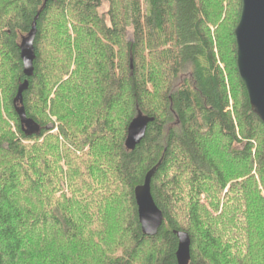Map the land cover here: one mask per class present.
<instances>
[{"label":"trees","instance_id":"1","mask_svg":"<svg viewBox=\"0 0 264 264\" xmlns=\"http://www.w3.org/2000/svg\"><path fill=\"white\" fill-rule=\"evenodd\" d=\"M226 1L227 36L224 0H0L1 264H178L176 231L189 264H264V123L238 69L243 0ZM162 159L148 237L135 189Z\"/></svg>","mask_w":264,"mask_h":264},{"label":"water","instance_id":"2","mask_svg":"<svg viewBox=\"0 0 264 264\" xmlns=\"http://www.w3.org/2000/svg\"><path fill=\"white\" fill-rule=\"evenodd\" d=\"M35 27L32 35L21 47L23 73L29 78L34 73L36 53L34 48ZM237 42L238 69L243 84L248 92L252 111L264 123V0H243L242 15L235 30ZM29 88L26 80L20 87L16 103H23V94ZM22 122L27 123L25 110H19ZM154 119L136 118L130 128L127 146L135 149L145 139L149 123ZM162 159L145 177L144 183L135 189V199L138 207L139 222L144 236L158 235L163 223L164 214L155 203L152 195V181ZM178 237L176 258L178 264H189L191 260V237L186 232H175ZM1 264V263H0Z\"/></svg>","mask_w":264,"mask_h":264},{"label":"rangeland","instance_id":"3","mask_svg":"<svg viewBox=\"0 0 264 264\" xmlns=\"http://www.w3.org/2000/svg\"><path fill=\"white\" fill-rule=\"evenodd\" d=\"M228 4V2L226 1V0H224V3H223V8H224V11H222L223 13H222V15H221V17H219V20H221L220 22H219V24L217 23L216 24V27H215V30H217L218 28L219 29H222V28H225L226 29V31H225V33H224V35L223 36H227V28L228 27H226V24H227V22L228 21H226V18H227V14H228V11H227V5ZM104 11H106L105 9H104ZM218 20V21H219ZM226 21V22H225ZM218 29V30H219ZM212 30L214 31V28H212ZM228 38H229V36H228ZM228 38L227 37H225L224 38V40H225V42H227V40H228ZM130 40H132V32L130 33ZM224 42V41H223ZM1 107V106H0ZM2 111H3V116H4V118L6 119V117H7V112H6V108H5V101L3 102V109H2ZM52 120L53 121H55L56 122V119L54 118H52ZM12 124V127L14 128V125H13V122H11ZM57 132V130H55L53 133H56ZM66 180H68L67 178H65ZM239 181H243V179L242 180H239ZM236 183V180H234V181H232V184H235ZM259 184V189H260V192H262V194L264 195V189H263V185L259 182L258 183ZM67 189H68V187H67ZM66 191V193H67V195H69V191H67V190H65Z\"/></svg>","mask_w":264,"mask_h":264}]
</instances>
